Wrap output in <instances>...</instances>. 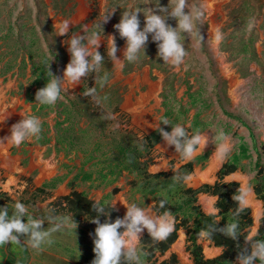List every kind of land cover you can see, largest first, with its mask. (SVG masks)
<instances>
[{
    "label": "rangeland",
    "instance_id": "rangeland-1",
    "mask_svg": "<svg viewBox=\"0 0 264 264\" xmlns=\"http://www.w3.org/2000/svg\"><path fill=\"white\" fill-rule=\"evenodd\" d=\"M188 2L186 12L202 13L201 19L195 23L204 39L200 41L196 29L192 33H183L177 29L186 52L183 63L177 70L157 56V43L152 40L151 34L135 62L124 60L123 66H116L107 56L108 36L112 35L115 36L118 48L117 57L121 60L124 58L126 41L113 27L124 11L131 9L139 12L141 30L144 27L143 13L148 7L153 8L157 14L164 15L165 22L175 28L176 19L167 13H160L156 6L159 3L160 6L167 7L169 0H0V87L5 88L7 101L10 100L12 105L14 98L20 100L15 105L16 112L37 116L42 122V131L38 137L19 146H10V151L15 154L12 157L18 158L17 169L0 163V167H4V172L0 174V192L8 197L5 199L0 195V208L7 206L11 214L14 203L19 200L35 218L45 219L44 228L51 227L46 219L50 214L72 217L63 209L64 201L60 205L50 204L68 195V181L77 172L84 170L90 171L96 181L90 184L79 179L74 188L78 192H85L92 200L104 199L110 205L115 200L114 208L121 214V218L125 211L116 203L118 197L125 203H135L140 207L153 204L150 195L143 197L132 189L130 181L137 183L136 175L127 171H132L130 159L137 153L131 146L141 144L142 136L155 130V125L163 127L160 118L165 109L169 111V116L164 119L170 124L166 126L180 124L189 133L200 131L208 138L201 153L207 154L203 163L194 161L193 171L186 177L191 178L194 169L204 170L208 166L212 154L221 143L217 139L221 131L227 138V154L211 174L210 180L192 186L188 179H184L185 186L197 188L203 183L211 184L216 181L220 166L236 149L237 143L241 141L240 137H243L251 157L241 159L239 165L243 169L239 167L226 174L223 181H233L228 180L227 176L239 172L246 177L247 186L255 195L251 181L255 175L254 144L260 151H263L261 147L264 145V0H224L220 11L212 15L200 0ZM81 4L88 12L81 19H76ZM113 9L110 19L102 23L103 16ZM57 20L71 22L68 35L56 34L54 24ZM212 20L218 24L216 29L219 28L222 35L215 50L211 47L207 34ZM85 26L87 31L83 33ZM92 32L101 36L98 51L104 56V61L98 71L82 78L79 84L69 87L65 93L62 92V99L54 106L37 103L36 90L43 87L50 78L47 62L52 58L49 70L57 77H62L63 69L70 60L67 39L75 33L88 36ZM45 42L49 45L47 51L44 48ZM220 55H224L225 63L230 65L237 78L243 82L237 100L231 97L228 80L220 73L217 61ZM145 68L149 81L159 84L157 101L154 98L148 99L144 104L148 113L141 116L155 119L150 129L138 123L134 114L124 107L127 96L133 102L148 91L150 82L143 79ZM65 87H68L67 82ZM89 87L96 89L99 103L93 97L83 95ZM1 95L2 89L0 97ZM110 114L111 118H108ZM162 142L161 138L154 144L150 153L151 162L146 168L153 173L156 172L151 170L154 166L167 167L158 172L169 171L171 174L184 161L176 153L174 146H170V150L161 148ZM138 150L141 151L142 148ZM6 152H9V147ZM198 155L200 153L192 160ZM37 160L39 163L34 164ZM47 180L51 181L46 183L44 189L35 191ZM112 180V184H104ZM234 181L239 183L242 194L240 180ZM97 182L103 184L97 186ZM113 186L117 188L116 191L109 192ZM106 192L110 193L108 198H104ZM202 195L212 197L203 192L197 194V203L203 211L200 202ZM256 200L261 204L259 217L264 216L263 202L257 197ZM250 216L253 221L251 209ZM75 222V229L65 227L53 233V243L43 245L41 250L23 244L26 255L21 253V256H25V264H91L95 255L92 251L95 226L85 216ZM263 223L264 219L261 220V224ZM252 227L253 223L249 230ZM145 232L147 230L141 236ZM180 237L182 250L173 247ZM25 238L20 237L21 243ZM185 238V229L179 228L176 239L164 252L155 250L151 258L140 256V264H158L171 254L175 256L176 264H191L192 259L185 249ZM197 240L206 258L219 253L220 249L210 240L200 236ZM7 246L10 250L13 245L8 243ZM137 249L138 254H142L139 245ZM206 249L213 253L207 256ZM122 264L126 262L122 261ZM234 264H238V261ZM255 264L259 262L256 261Z\"/></svg>",
    "mask_w": 264,
    "mask_h": 264
},
{
    "label": "clouds",
    "instance_id": "clouds-1",
    "mask_svg": "<svg viewBox=\"0 0 264 264\" xmlns=\"http://www.w3.org/2000/svg\"><path fill=\"white\" fill-rule=\"evenodd\" d=\"M169 3H171V7H169ZM169 3L167 7L160 6L159 3L156 6L160 13H167L176 19L177 26L175 28L165 22L164 15L157 14L151 7H148L147 11L143 13L144 27L142 30L138 11L129 9L128 11L122 12L119 22L114 24L113 27L118 31L120 37L126 41V47L123 50V60L119 59L116 55L118 48L115 42V36L109 35L106 45L107 56L113 65L123 66L124 60L130 63L135 62L138 59V54L141 50H144L149 34H151L152 40L157 43V56L164 63L171 64L179 70L186 52L183 44L180 42L177 29L183 33H192L196 29L200 41H203L204 38L199 34L195 23L201 19L202 13L199 11H196L195 14L189 11L186 12L185 9L189 8L188 0H169ZM113 12L114 9L106 13L102 18V23H106ZM71 26L69 20H57L54 24L56 34L60 36L68 35ZM82 30L83 33L86 32L87 26ZM100 38L101 36L96 32H92L88 36L78 33L70 35L66 43L70 60L63 69V76L57 77L49 70V61L51 58L47 62V71L50 78L43 87L37 89L35 92V100L37 103L45 106H54L58 100L62 99V92L65 93L69 87L79 84L82 78L87 77L92 72L98 71L104 61V56L98 51ZM221 38V32L217 28L212 33V40L216 43ZM44 48L45 51L49 49L48 43L45 42ZM65 82H67L68 87H65ZM83 95L91 96L99 103L94 87H89ZM20 115L22 119L11 125L10 135L0 139V146L5 144L19 146L25 141L40 135L42 131L41 120L37 116L26 114L25 112H20ZM108 118H111V114ZM161 122L164 125H170L167 119ZM170 127L171 130L166 131L164 128L159 127L158 124L155 125L156 131L159 132L165 144L174 146L176 153L179 154V157L184 162L192 160L198 153H202L208 142L206 135L200 131L189 133L186 127L180 124ZM217 139L221 143L216 151L221 160H223L228 151L227 138L221 131ZM161 168L167 167L158 166L155 171L158 172ZM173 170L175 171V169ZM181 178L180 176L176 177L177 180ZM183 179H190V177H183ZM187 186L192 187L191 185ZM248 191L250 192L251 189H248ZM246 197L247 192L232 197L238 204L235 215L242 213L245 207L248 206ZM216 199L219 198L216 196L203 208L205 215L216 217V219L207 228H202L199 235L202 238H211L213 233L218 231L235 241L240 236L237 222L226 223L221 228L215 226L221 219L219 216L220 209L215 206ZM121 203L125 206L126 212L123 218L117 217L112 221L110 220L109 213L106 212V208L108 207L101 204L99 200H94L92 207L97 213V216L91 219V222L96 225L93 237L94 247L92 249L95 255L91 264H122V261L126 262V264H133V262L134 264H140L137 245L141 241L140 237L144 230H147L151 239L157 242L167 240L176 231V225L179 221L171 211L165 208L167 203L165 199L154 202L147 207H140L135 203L128 204L122 201ZM114 204L115 200L111 202L110 207H114ZM156 209H164V211L161 212ZM9 213L10 210L7 206L0 208V246H5L8 243L17 246L26 244L32 249L41 250L43 245L53 243L51 239L53 233L65 227H71L73 229L77 227L72 217L54 216L50 214L46 219L51 227L44 228L43 224L45 219L35 218L19 200L14 203L11 214ZM101 214L105 216L104 222H101L99 219ZM262 219H264V216L253 218V227L248 230L247 235L244 237L245 247L238 252L236 257L238 264H255L256 261H259V264H264V239H258ZM21 236L26 237L23 243L20 240ZM215 247L220 248L218 253L220 255L223 252V248L220 246ZM214 258L208 257V259Z\"/></svg>",
    "mask_w": 264,
    "mask_h": 264
},
{
    "label": "trees",
    "instance_id": "trees-1",
    "mask_svg": "<svg viewBox=\"0 0 264 264\" xmlns=\"http://www.w3.org/2000/svg\"><path fill=\"white\" fill-rule=\"evenodd\" d=\"M167 116H169V111L165 109L163 116L160 118V122ZM229 116H231V114H229ZM162 128L169 131L170 126L168 127L163 124ZM160 138L159 132L155 129L149 134L142 136L140 140L141 144L131 146L137 153L130 159L133 168L132 171L127 172H132L134 176L136 175L137 183H134L133 180L130 181L132 189L139 192L143 197L150 195L153 199V203L165 199L167 201L165 208L171 211L179 222L176 225V231H174L167 240L162 242L152 240L149 234L145 232L140 237L141 241L138 244L140 253H142L139 255L141 257L151 258L155 250L164 252L176 239L178 229L184 228L186 233L185 249L189 252V256L192 259L191 264H234L235 261H237L236 257L238 252L245 247L244 237L247 235L249 227L252 225V217L250 216V209L248 207H245L244 211L239 215H235L238 204L232 197L240 195L239 183L234 180L223 181V177L239 168L241 159H250L251 152L246 141L243 137H240L241 141L237 143L236 149L222 163L217 171L218 179L216 181L211 184L203 183L199 187L193 188L183 184V177H186L192 171L195 162L203 163L207 154H200L194 160L184 162L177 168V171L171 174L169 171L151 173L146 167L147 164L151 162V150ZM140 147L142 148L141 151L138 150ZM261 149L263 151L256 148L254 144L256 157L253 161V167L255 169V175L251 181L254 193L256 197L263 202L264 207V161H262V159L264 160V145ZM240 168L243 169L242 167ZM177 176L182 178L177 180ZM79 179L83 182L90 181V184L94 183V178H92L90 171L84 170L83 172H77L67 183L70 187V193L58 198L50 204L53 205L57 203L60 205L61 201H64L63 209L68 211L75 221L84 216L90 219L97 216V213L92 207L94 203L93 200L89 199L85 192H78L74 188L75 182ZM114 180L105 182L104 184L113 183ZM46 183H43L42 186L35 189V191L44 189L47 186ZM98 183L101 184L100 182H97V184ZM116 189L117 188L114 186L111 191L115 192ZM199 192L214 195L219 198L215 200V206L220 209L219 216L221 218L215 225L217 228H221L225 226L226 223L232 222H237L239 225L240 236L235 241L218 231L214 232L211 238L205 237L215 246L223 248V252L220 255L217 254L213 256L215 257L214 259H208L203 255L201 244L197 240L200 236L199 233L201 229L207 228V226L213 224L216 219V217L205 215L201 210L200 205L197 203V194ZM0 195L5 199L8 198L5 193L0 192ZM108 196L106 195L105 198H108ZM100 203L108 207L106 208V212L109 213L110 220L114 221L117 217L121 218V214L116 211L114 207H110L109 202L103 200ZM156 210L161 212L164 211V209ZM99 219L101 222H104L105 216L101 214ZM94 226L96 227L95 224ZM121 231H123V229H121ZM258 239H264V223L260 224ZM21 253L26 255L25 246L23 244L19 246L13 245L10 250H8L7 244L5 246H0V264H25V256H21ZM158 264H176L175 256L171 254L168 259L162 260Z\"/></svg>",
    "mask_w": 264,
    "mask_h": 264
},
{
    "label": "bare ground",
    "instance_id": "bare-ground-1",
    "mask_svg": "<svg viewBox=\"0 0 264 264\" xmlns=\"http://www.w3.org/2000/svg\"><path fill=\"white\" fill-rule=\"evenodd\" d=\"M200 1H201V4L203 5V7L206 10H208L209 13L212 15L215 12L220 11V7H221L220 5H222L221 3L224 0H200ZM87 12H88V9L83 4H81L80 8H79V10H78V12L76 14V19H81L82 17H84L86 15ZM217 25L218 24L213 22V20H212L210 29L207 32V34L209 36L210 45H211V47L214 50H215L217 42L216 43L213 42L212 33L215 32ZM217 61H218V67L220 69V73L228 80L229 93H230L231 97L233 98V100H237V98L240 95V92L242 90L241 89L242 83H243L242 80L238 79L236 73H234V71L230 68V65L228 63H225L224 55H220L218 57ZM143 79L145 81H149V79L147 78V75H146V68H145V75H144ZM137 81H138V77H137ZM137 81H135V84H136ZM158 90H159L158 82H150L148 91L143 93V94H141V96H139L137 101H133L132 102V100H130V98L127 96L126 101L124 103V107H126L129 111H131L134 114L135 118H137L135 120L138 123L144 125L146 129H150L153 126L152 121H154L155 119L154 120L149 119L148 118L149 116L148 117H143V118L141 117L142 115H146L148 113V111L144 107V104H146V102L150 98H154L157 101L156 94H157ZM16 104H17V102L14 103L13 106H15ZM0 132H3L7 136L10 135V129H6V126H4L3 124H2V128H1ZM160 146H161V148H165L167 150L171 149L170 146L166 145L164 141L162 142V144ZM1 147H3V146H1ZM1 147H0V158L3 157V155L1 154L2 153ZM38 163H39V160H37L34 164H38ZM220 163H221V158H220L218 152L216 151L215 153L212 154L210 162L208 163V166H206V168L204 170H200V169L196 168L197 169L196 170V175H195V177H191L190 179H188L189 183L191 182L192 186H196L201 181L207 182L208 180H210L211 174L219 166ZM7 167H10L11 169H17L18 168V158H12V161H10V166H7ZM156 167L157 166L152 167L151 170H155ZM227 179L228 180H236V179L240 180V182H241V192L242 193L243 192H247L246 200H247L248 207L251 209L252 215L254 217H259V214L261 213V204H260V202L258 200H256V197L253 194L252 190L250 192L248 191V189H251V188H248V186H247L246 177L245 176H241L239 172H235V173H232L229 176H227ZM11 180H12V178L9 179V181H11ZM211 197L212 198H210L209 196H204V195H202L200 197V202L203 205V208L208 205L210 200H213L215 198L214 196H211ZM120 200L122 202H124L122 198L118 197L116 199V203L118 204L120 209H122L123 211L126 212V208L121 203ZM173 247H177V248L182 250L181 237L173 245ZM216 248L220 249L219 247H216ZM213 251H216V249L213 250ZM211 252H212V250H210V249H206L205 250V254L207 256L209 254H211Z\"/></svg>",
    "mask_w": 264,
    "mask_h": 264
},
{
    "label": "crops",
    "instance_id": "crops-1",
    "mask_svg": "<svg viewBox=\"0 0 264 264\" xmlns=\"http://www.w3.org/2000/svg\"><path fill=\"white\" fill-rule=\"evenodd\" d=\"M0 89H2V92H3V95H1V97H0V119H2V115H4L3 116V119L4 120H0V127L2 128V124L4 125V126H6V129H10V127H11V125H10V123H16V122H18L20 119H21V115H20V112H22V111H17L16 112V110H14V108H15V106H13L11 103H10V100L9 101H7L8 100V98H6V95H7V93H6V90H5V88H2V87H0ZM5 96V97H4ZM4 97V99L2 100L1 98H3ZM14 99H16V100H14L15 102L14 103H18L20 100L19 99H17V98H14ZM131 100V99H130ZM9 114V115H8ZM11 115V116H10ZM17 120V121H16ZM1 128H0V130H1ZM7 135L6 134H4L3 132H0V139H3L4 137H6ZM9 145V146H8ZM10 146H12V144H5V145H3V147H1V150H2V155H3V157L2 158H0V163H2L4 166H10V161H12V158H14V157H12V156H15V154L14 153H12L11 151H10ZM7 147H9V152H6V149H7ZM4 148V149H3ZM7 157V158H6ZM6 164V165H5ZM4 167H0V174L1 173H3L4 171H2V169H3ZM154 171V170H153ZM195 175H196V173H194V174H192V176L191 177H195ZM52 180V179H51ZM51 180H47V181H44V183H48V182H50ZM96 180L94 179V182H95ZM87 182V181H86ZM88 183H90V181H88ZM103 183H101V184H99V185H102ZM112 184V183H111ZM99 185H97V186H99ZM114 187V186H113ZM112 187V188H113ZM70 188V187H69ZM111 188V189H112ZM76 189V188H75ZM109 192H111V190L109 191ZM109 192H106L105 193V195L104 196H106V195H109L110 193ZM88 197V196H87ZM89 199H91L90 197H88ZM102 198H103V196H102ZM105 198V197H104ZM92 200V199H91ZM104 200V199H103ZM100 201V200H99ZM102 201V200H101ZM100 201V202H101ZM93 202H94V200H93Z\"/></svg>",
    "mask_w": 264,
    "mask_h": 264
},
{
    "label": "water",
    "instance_id": "water-1",
    "mask_svg": "<svg viewBox=\"0 0 264 264\" xmlns=\"http://www.w3.org/2000/svg\"><path fill=\"white\" fill-rule=\"evenodd\" d=\"M194 173H196V170H194ZM187 182V181H186Z\"/></svg>",
    "mask_w": 264,
    "mask_h": 264
}]
</instances>
